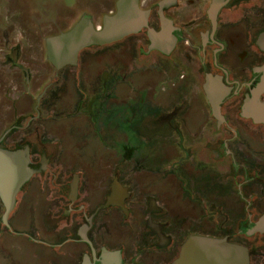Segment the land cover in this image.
Segmentation results:
<instances>
[{"label": "flooded vegetation", "instance_id": "1", "mask_svg": "<svg viewBox=\"0 0 264 264\" xmlns=\"http://www.w3.org/2000/svg\"><path fill=\"white\" fill-rule=\"evenodd\" d=\"M119 2L109 0L108 15L119 13ZM138 6L148 13L147 24L109 43L112 57L124 58V49L147 61L156 53L160 60L150 69L160 77L162 63L172 62L173 83L153 89L164 94L186 85L196 95L200 91L209 115L197 117L203 121L197 128L187 99L160 100L157 112L130 127L137 137L148 130V140L176 139L181 151L166 149L157 164L111 154L82 174L92 162L79 165L76 157L66 156V138L77 134L71 137L70 118L61 115L78 117L81 110L69 108L70 99L82 102L88 96L72 90L70 74L56 85L48 78L54 70L55 77L70 72L81 56L77 64L57 68L45 48L46 65L38 68L33 1L6 5L0 0V149H29L36 172L23 189L24 201L40 199L35 210L44 203L37 223L71 249L63 256L73 264L88 258L91 264H176L186 239L212 234L214 222L216 236L248 249L249 264H264V225L258 228L264 217V111L259 107L264 103V0H138ZM104 16L100 24L92 21L102 26ZM151 30L168 31L171 50L167 44L154 47ZM216 85L219 93H213ZM108 97L111 93L100 104ZM208 124L215 133L203 132ZM220 149L216 156L226 162L214 164L213 153ZM0 205L5 207L2 200ZM1 223L11 228L3 214Z\"/></svg>", "mask_w": 264, "mask_h": 264}, {"label": "crops", "instance_id": "2", "mask_svg": "<svg viewBox=\"0 0 264 264\" xmlns=\"http://www.w3.org/2000/svg\"><path fill=\"white\" fill-rule=\"evenodd\" d=\"M83 50H85V48L81 50L79 57L82 55ZM105 57L106 59L103 60L105 63H100V65H104L102 68L96 67L93 69L86 67V70L81 71V73L75 77L72 75V90L74 92L84 91L85 95L88 97L82 102L78 99H70L69 108L72 107L73 110H81V114H79L78 117L72 119V112H66L61 115V117L67 116L70 118V121L66 124L68 127L67 132L72 133L71 137L74 133L77 134L76 139L73 137L72 139L66 138L69 149L66 152V156L70 157V159L76 157L78 159L77 164H87V160H91L92 162V165H86V171L82 169V174L92 172L93 167L91 166H93L97 159L102 160L103 156H110L111 154L128 156L130 150L134 146L131 140L141 139L148 141V139L145 138L148 130L144 131V134L140 135L141 137H137L134 135L136 133L135 131L131 128L127 130L126 127H136L137 124L142 123V121H140L142 117H146L144 118L145 120L148 119L147 115L150 118L153 111H145L144 113L142 109H139V107L143 106L139 105V103H149L147 101L149 91L152 90L154 86L159 85V83H149V77H154L157 74L154 73L152 69L147 70L146 68L138 70V74L135 75L133 73L136 68H129L128 59L126 60L123 57L122 59L114 58L111 53H108ZM106 65L108 66L106 67ZM97 77H100L99 83L94 82L97 81ZM156 78H158V75ZM156 81L161 80L158 78ZM75 88L77 90H74ZM220 88L218 85L213 86V93H219ZM110 93L111 97H108V101L104 105L100 104V102L104 100V95H109ZM164 96L165 94L160 93V91L152 95V99L156 100L155 107L156 105L159 106L158 102H160V100H164ZM181 96L184 97L182 98ZM202 96V92L199 91L198 93L197 91L196 95L192 89H189L186 93L180 95L179 99L181 101L188 100L186 104L189 106L188 110L191 112L189 117L194 118L190 122L197 128L203 124V121L197 117L209 115V107L202 99ZM129 104L135 105L129 106ZM146 106H148V104H146ZM102 107L106 108L105 112L102 111V109H104ZM259 107L264 111V103H260ZM133 108L140 110H138L139 114L137 115L139 120L132 118V120L129 121L128 116H132ZM155 111L157 112L158 109H155ZM127 124L129 126H127ZM123 126L124 129L122 128ZM103 127L104 129H101ZM210 131L215 133V130H211V124H208L205 126L203 132ZM154 140L159 141L161 145V141H164L161 148L163 152H165L166 149L174 150L177 148L180 151L182 150V147L178 144L176 139H163L158 137ZM74 142L76 143L75 145ZM202 142L203 140H198L197 144H201ZM145 144L146 145L141 148V155L145 156L147 163H152L151 161L153 159L151 152L154 151V146L149 142H145ZM71 145L73 148H71ZM159 148H157V150H160ZM26 149L28 148L13 150L2 148L0 151L5 150L18 153ZM27 156L28 165L26 170L29 171V175L17 191L15 205L10 215L11 228H5L3 223H0V264H73V261L70 262L63 256V254L67 252L70 253L71 249L64 246L62 247L61 243L63 242H61L59 238L57 239L54 237L53 233L46 230L42 223H37L38 219H36L35 215L45 214L44 203L42 202V208L35 210L34 207L40 199L31 198L28 202L24 201L23 189L30 183V180L36 172V169L31 165L29 149ZM79 181L80 178L78 177L73 179L70 187L72 192L73 190L77 191ZM36 190L37 189H35V191ZM1 200L2 198L0 196V201ZM35 223L38 225L39 230L36 228ZM19 233H21V236L18 235ZM191 236L222 238L213 233L194 234ZM84 264H91L90 259L88 258Z\"/></svg>", "mask_w": 264, "mask_h": 264}, {"label": "water", "instance_id": "3", "mask_svg": "<svg viewBox=\"0 0 264 264\" xmlns=\"http://www.w3.org/2000/svg\"><path fill=\"white\" fill-rule=\"evenodd\" d=\"M147 20L148 13L140 11L138 0H120L119 13L116 16L105 15L102 26H96L91 18L83 16L69 30L48 37L46 44L49 58L57 68L77 64L82 49L120 39L146 25ZM150 34L154 39V47L167 44L166 51L171 50L173 40L168 31L158 33L151 30ZM206 91L211 93L208 87ZM215 112H219V107L215 106ZM27 155L28 149L18 153L0 151V196L5 206L3 222L7 226H10L9 218L17 191L29 175L26 170ZM263 225L264 217L258 223V228ZM176 264H249V255L245 246L231 243L226 238L191 236L184 243Z\"/></svg>", "mask_w": 264, "mask_h": 264}, {"label": "rangeland", "instance_id": "4", "mask_svg": "<svg viewBox=\"0 0 264 264\" xmlns=\"http://www.w3.org/2000/svg\"><path fill=\"white\" fill-rule=\"evenodd\" d=\"M33 1V9L35 11V20H36V25H37V67L40 68L43 65H46L44 63L45 61V52H46V47H45V40L47 37L52 36V35H58L61 32H64L68 30L70 26H72L74 23H76L81 17L83 16H90L95 23L100 24V20L105 14H108L109 10V0H32ZM3 2L7 5L8 3H15V0H3ZM125 43L118 45L120 48L121 46H124ZM114 49L113 45H93L85 48V50L82 51L81 59L79 60L78 65L69 67L68 69L71 68L70 72H67V70H62L59 73L58 77H55V70L50 73L48 78H53L54 85L62 83V80L66 78L67 76L71 77L70 75H78L81 73L82 68H96L100 67L102 68L104 65H100V63L103 64V60L106 59V55L110 53L111 49ZM121 52H124V58L129 61V68L130 69H137L139 68L142 64L147 63V70L152 68L155 64L158 63L160 60L159 56L156 53L151 54L148 57V60L141 61L139 59L140 56H138V60L135 59V53L132 54L131 52L129 54H126L124 49L120 50ZM43 54V56H42ZM128 57V58H127ZM127 61V62H128ZM86 63V64H85ZM105 63V62H104ZM107 64V63H106ZM48 66V65H47ZM108 65H106L107 67ZM53 67V66H52ZM162 67L164 69V75L163 77L158 76L161 81H156L158 78H156L157 75L154 77H149V83H159V84H165V85H170L173 83L172 77L169 75L172 72V62L168 63L167 61H164L162 63ZM152 72V71H151ZM154 73H156L154 71ZM70 74V75H69ZM39 76V74H38ZM86 78V77H84ZM99 78L97 77V82L99 83ZM103 81V80H102ZM183 88L180 89L178 88L177 91H170L167 90L165 96L163 97L164 100L169 99L168 101L170 102H177L180 99V95L183 93H186L189 90V87L186 85H182ZM158 93V89H152L148 93V98L147 101L149 103L143 104V102L139 103V105H143L139 107V109L145 111L151 112L155 111V101L152 99V95ZM170 95V96H169ZM172 95V96H171ZM174 95V96H173ZM182 98L184 96H181ZM154 102V103H153ZM148 104V106H146ZM133 105V104H132ZM129 104V106H132ZM135 105V104H134ZM133 105V106H134ZM170 108L172 107V103L169 106ZM138 109V110H139ZM136 110V108H133L132 110V116H128V120L133 119H138L137 115L139 114V111ZM134 112V113H133ZM131 115V114H130ZM127 126H129L127 124ZM124 129V126L122 127ZM130 126L126 127L127 130H130ZM133 131H135L134 127L131 128ZM131 142L134 144L133 148L130 150V154L127 157V160L130 161L131 163H146V158L142 154L141 148L145 146V142L151 143V145L154 146V151H152V163H158L160 160V156L164 153L162 151V145L164 141H161L162 145L159 144V141L156 140H148L144 141L141 139H133ZM158 144V145H157ZM160 147V148H159ZM159 148L160 150H157ZM13 150V149H10ZM223 150L220 149V151H214L213 153V163H225L226 159L222 156L217 157L216 154H222ZM124 157V156H123ZM154 157V158H153ZM171 162L172 161H168ZM223 164H221L222 166ZM220 170L223 171L222 168ZM223 172H221L222 174ZM5 207L0 205V223L2 219V214L4 213ZM217 221V220H216ZM213 234L216 233V224L214 222V227H213Z\"/></svg>", "mask_w": 264, "mask_h": 264}]
</instances>
